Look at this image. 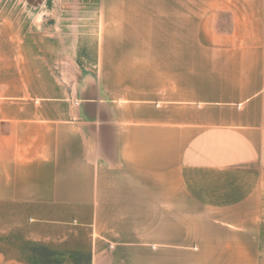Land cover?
<instances>
[{
	"label": "crops",
	"instance_id": "1",
	"mask_svg": "<svg viewBox=\"0 0 264 264\" xmlns=\"http://www.w3.org/2000/svg\"><path fill=\"white\" fill-rule=\"evenodd\" d=\"M0 206V264H264V0L0 2Z\"/></svg>",
	"mask_w": 264,
	"mask_h": 264
},
{
	"label": "rangeland",
	"instance_id": "2",
	"mask_svg": "<svg viewBox=\"0 0 264 264\" xmlns=\"http://www.w3.org/2000/svg\"><path fill=\"white\" fill-rule=\"evenodd\" d=\"M10 0H0V2ZM11 1H22L26 2L30 6L31 10L36 9L40 6L41 0H11ZM0 229L4 233L5 239L2 240L1 245L6 248L7 252H13L8 250V240L11 237L13 244L23 247L24 245V233L26 229L24 227V217L20 216V209L14 206H0ZM9 232H12L11 234ZM10 234V235H9ZM29 246V245H28ZM30 249L33 248L29 246ZM1 264H7L3 261Z\"/></svg>",
	"mask_w": 264,
	"mask_h": 264
},
{
	"label": "trees",
	"instance_id": "3",
	"mask_svg": "<svg viewBox=\"0 0 264 264\" xmlns=\"http://www.w3.org/2000/svg\"><path fill=\"white\" fill-rule=\"evenodd\" d=\"M31 251L34 257L38 258L37 261L40 262L39 264H63L64 259L60 256L51 252L47 249L38 246H32Z\"/></svg>",
	"mask_w": 264,
	"mask_h": 264
}]
</instances>
